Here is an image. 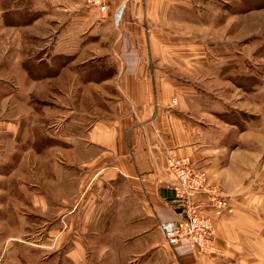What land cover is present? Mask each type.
Segmentation results:
<instances>
[{
  "label": "crops",
  "instance_id": "1",
  "mask_svg": "<svg viewBox=\"0 0 264 264\" xmlns=\"http://www.w3.org/2000/svg\"><path fill=\"white\" fill-rule=\"evenodd\" d=\"M130 1L118 0L102 13L91 0H86L83 9L76 0H9L3 7L0 0V15L8 16L9 26H24L29 38L39 30L41 50L35 65L50 64L52 58L60 63L54 70L47 64L52 70L37 72L28 66L27 73L13 74L24 83L28 80L29 87L18 85L6 94L9 101L22 102L23 108L13 106L19 111L15 123L6 127L0 123V160L6 157L13 162L10 166L0 162V176L15 170L18 156L49 155V151H61L73 168L86 164L96 176L86 211L93 220L85 221L87 229L83 222L80 228L79 213L73 210L72 230L59 232L57 220L53 230L31 232L32 227H23L18 239L30 240L27 250L33 256L50 253L47 264H68L69 254L72 264H81L89 248L109 264H264V186H252L264 175V165L253 161V153H237V142L231 146L234 140L228 154L216 150L217 134L210 132L208 117L218 118L226 110L216 109L198 83H178L175 73L152 67L142 50L146 46L142 35L146 30L152 34L153 3L146 0L140 9L137 0ZM141 13L146 17L142 24L138 22ZM51 30L53 35L47 34ZM110 62L116 64L112 73L105 71ZM82 63L101 66L88 72L81 70ZM66 64L73 70L65 69ZM100 69L105 72H95ZM76 79L88 83L83 89L87 98L81 102L82 88L76 86ZM173 97L176 105H171ZM235 125H229L233 131L238 130ZM3 136H12L8 154L3 153ZM245 137L247 145L255 144V136ZM219 141L220 147H226L224 140ZM172 157H188L194 166L205 168L209 182L234 199L233 215L214 219L215 245L223 255H200L187 241L175 248L164 244L158 223L182 217V206L171 190L175 178L167 169ZM262 161L264 154L258 160ZM55 174L58 184L57 168ZM102 187L107 190L103 206L112 208L97 218L90 210L95 207V192ZM7 190L18 191L12 186ZM208 215L213 217L210 211ZM100 219L103 226L98 228ZM117 221L115 228L120 229L112 230ZM15 238L0 237V254ZM10 248L6 255L13 253ZM3 259L7 264L9 257ZM24 260L27 264L35 261Z\"/></svg>",
  "mask_w": 264,
  "mask_h": 264
},
{
  "label": "rangeland",
  "instance_id": "2",
  "mask_svg": "<svg viewBox=\"0 0 264 264\" xmlns=\"http://www.w3.org/2000/svg\"><path fill=\"white\" fill-rule=\"evenodd\" d=\"M8 1L2 0V7L6 6ZM77 1L79 8L86 7V0ZM91 1L92 6L99 10L95 5L97 0ZM117 1L108 2L107 10ZM149 1L153 3L150 9L152 34L146 30L142 35L146 45L142 50L144 54H147V61H150L152 67L157 70L175 73L176 78H179L176 80L178 83L180 81L198 83L197 87L206 92V99L214 102L216 109L226 110L224 114L218 115V118L208 117L209 125L207 126L210 132L217 134L218 140L213 142L217 146L216 150H224L228 154L231 148L230 142L234 140L231 146L237 142L235 148L237 153L241 156L246 153H250L251 156L253 153V161L263 166L264 162H258V160L260 155L264 154V0ZM136 2L140 5V9L145 7L146 0ZM149 18L150 16H147V19ZM8 20V16L0 15V123L2 122L5 127L15 123V114L19 111L17 108L14 110L13 106L19 104L20 108H23L22 102L9 101L6 94L14 87L20 88L17 87L18 85H22V88L23 86L29 87L28 80L24 83L21 79H15L13 74L27 73L28 66L33 69L32 71L37 72L51 69L48 68L49 63L46 64V61L40 67V64L35 65L36 56L41 50L38 42L40 40L39 30H35L37 32L29 38L24 26L14 28L8 25L10 24ZM145 21L146 17L141 13L138 22L142 24ZM49 26L52 29L56 27L54 23H49ZM47 34L53 35V31H48ZM152 39L154 45L149 44ZM161 45L170 48H164ZM188 55H191V58ZM49 62L54 66L53 70L60 64L53 58ZM92 66L82 63L81 70L89 72L98 69L101 65ZM115 67L114 62L106 63L105 71L112 73ZM65 69L73 70L68 64ZM103 71L100 69L95 72L102 73ZM184 76L190 80L184 79ZM76 83V86L82 88L79 89L81 102L87 98V90L83 89H87L88 83L82 82L81 79H76ZM35 101L43 104V101L40 102L38 99ZM82 106L85 110L88 109L86 102ZM231 123L236 124L239 131L237 129L233 131L229 126ZM52 128L56 131V127L52 125L51 130ZM249 134L256 138L255 144L251 147L247 145V137L244 139V136ZM11 137L3 136V153L10 152ZM219 140H224L222 144L226 147H220ZM60 153L49 151V155L30 157L27 154L21 158L18 156L15 170L0 176V237H16L4 245L6 247L0 254V264H4V255L9 257L7 264H27L25 257L35 260L32 264L48 263L51 258L50 253L47 255L36 252L33 256V253L29 254L27 250L30 247V240L23 239L22 236L18 239L23 227L30 226L32 227L31 232H35L45 230V228L53 230V227L59 223V232L72 230L73 210L79 213L81 229L82 222L87 229L85 221L93 220L92 217L87 218L86 211L87 204L94 195L96 176L89 173L86 164L80 163L79 168H73L71 161H68L69 158L61 157ZM11 161L12 159L6 157L0 160L1 163L4 162V166H10L13 163ZM220 164L225 166L223 162ZM195 167L205 172L208 186L218 188L226 197H229V211L218 218L224 215L232 216L234 199L220 187L209 182L205 168ZM56 168L59 174L58 184L55 179ZM263 183L264 175H260V180L252 186L256 185L257 188V185L264 186ZM47 184V190H45L44 186ZM8 186L18 191L9 192ZM105 186L107 190H110L108 185ZM107 190L102 187V190L95 192V207L90 212L97 218L102 217L105 210L108 213L112 208L103 206L104 192ZM57 220L59 222L55 223ZM114 222L111 225L112 230H119L120 228H115L118 221L115 224ZM98 226H100L98 228L103 226L102 219ZM214 226L216 230V221H214ZM12 244L14 246H11ZM8 246L11 247L10 251H13L10 255L5 254L9 251ZM215 248L214 256L223 255L216 245ZM67 257L70 262L68 264H72V255L69 254ZM103 258L104 256L95 254L93 248H89V251L84 253L81 264H109L103 263ZM43 259L45 261L40 262Z\"/></svg>",
  "mask_w": 264,
  "mask_h": 264
},
{
  "label": "built area",
  "instance_id": "3",
  "mask_svg": "<svg viewBox=\"0 0 264 264\" xmlns=\"http://www.w3.org/2000/svg\"><path fill=\"white\" fill-rule=\"evenodd\" d=\"M112 1L97 0L95 5L105 13L107 3ZM171 103L175 105L176 99ZM167 169L175 178L171 190L182 206V217L158 223L164 244L175 248L182 241H187L191 250L213 256L216 252L214 219L229 211V197L218 188L208 186L205 172L196 168L188 157L170 158ZM209 211L213 217L208 215Z\"/></svg>",
  "mask_w": 264,
  "mask_h": 264
},
{
  "label": "bare ground",
  "instance_id": "4",
  "mask_svg": "<svg viewBox=\"0 0 264 264\" xmlns=\"http://www.w3.org/2000/svg\"><path fill=\"white\" fill-rule=\"evenodd\" d=\"M100 12V11H99ZM216 238V237H215ZM207 256V255H206ZM214 256V255H213ZM210 257H212V256H210Z\"/></svg>",
  "mask_w": 264,
  "mask_h": 264
}]
</instances>
